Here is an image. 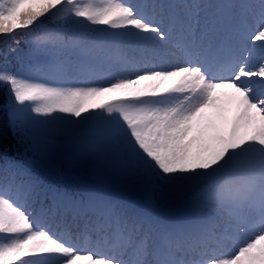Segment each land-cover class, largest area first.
<instances>
[{"label": "snow or ice", "instance_id": "snow-or-ice-1", "mask_svg": "<svg viewBox=\"0 0 264 264\" xmlns=\"http://www.w3.org/2000/svg\"><path fill=\"white\" fill-rule=\"evenodd\" d=\"M0 36V264H264V0H0Z\"/></svg>", "mask_w": 264, "mask_h": 264}, {"label": "trees", "instance_id": "trees-1", "mask_svg": "<svg viewBox=\"0 0 264 264\" xmlns=\"http://www.w3.org/2000/svg\"><path fill=\"white\" fill-rule=\"evenodd\" d=\"M5 37L0 36V67H2L6 62L8 63H14V57H4V52H2L3 46H4V41ZM5 61V63H3ZM6 89L2 86H0V106H2L5 101H6ZM0 138H3L4 142L7 144L8 142L11 141V135L10 132L7 128L6 123L3 125H0Z\"/></svg>", "mask_w": 264, "mask_h": 264}, {"label": "rangeland", "instance_id": "rangeland-1", "mask_svg": "<svg viewBox=\"0 0 264 264\" xmlns=\"http://www.w3.org/2000/svg\"><path fill=\"white\" fill-rule=\"evenodd\" d=\"M224 91H227V90H224ZM230 107H231V109H232V105H231Z\"/></svg>", "mask_w": 264, "mask_h": 264}]
</instances>
